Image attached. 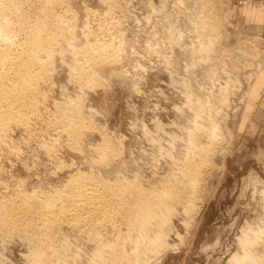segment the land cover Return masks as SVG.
Segmentation results:
<instances>
[{"label":"rangeland","instance_id":"obj_1","mask_svg":"<svg viewBox=\"0 0 264 264\" xmlns=\"http://www.w3.org/2000/svg\"><path fill=\"white\" fill-rule=\"evenodd\" d=\"M0 5L15 43L0 59L36 29L59 36L35 51L33 120L0 131V264H112L138 233L118 201L134 190L169 202L153 219L161 251L137 264H264V0ZM88 178L111 192L97 224L6 221L24 195L56 210Z\"/></svg>","mask_w":264,"mask_h":264},{"label":"bare ground","instance_id":"obj_2","mask_svg":"<svg viewBox=\"0 0 264 264\" xmlns=\"http://www.w3.org/2000/svg\"><path fill=\"white\" fill-rule=\"evenodd\" d=\"M45 24H43V25H45ZM40 27H42V26H40ZM46 27L42 28V30L40 28L36 29V31H37L36 34L33 33L34 36L30 35V37L32 36L33 38H32V41L30 40L31 43L28 42L27 46L23 47L20 45L21 46L20 47L19 45H17L18 47L14 48V49L19 51V54H17V55H20V57L16 55L18 57L17 59L16 58L11 59L10 57H3L0 59V131L5 130L7 128V125H9L10 123H12L14 121H17V122H20L23 124V123H29L28 122L29 119L33 120V116L29 115V112L31 111V113H32L34 108H36V109L38 108V106L36 105V102H38V100H36V98L40 94L39 89L35 86L36 85L35 82H36L39 74L34 73L35 72L34 68H35L36 63H41L40 61H42V60H40V58L36 54V52L47 53L48 51H50L49 46L54 43L52 41L57 40L59 37L57 33H54V31L53 32L51 31V29H53L54 27L51 28L50 30L46 29ZM10 37L11 36H8V34H7V28L5 29V27L0 23V40H3L5 42H11L10 44L15 45V43H13V39H11ZM94 45H95V43H94ZM97 47L98 46L96 45V48ZM50 48H51V46H50ZM24 53H26L25 56L23 55ZM50 54H51V52H50ZM42 63L39 64L40 67H41ZM7 64L8 65L11 64V65H9L11 67L9 68V66H8V68H7L6 67ZM42 67H43V65H42ZM36 111H35V113H36ZM75 134H76V132H75ZM199 173L200 172H198V174ZM81 176H79V177H81ZM198 179H200V178H198ZM198 181H200V180H197V182H195V183L199 184ZM103 182H105V181H103ZM103 182L97 181L94 178H88L85 181L84 180L80 181V183L81 184L83 183V185L77 186V188L74 191H72L71 193L68 192L69 194H66L67 196L64 199L65 202H63L65 204H62L56 210H54L55 207L53 209V204H52V202H54V200H55V199H53V198H55L54 196H52L53 197L52 198L48 195H45V193L44 194H39V193L35 194L34 193V195L32 193V195H29V196L24 195L21 198V203L19 202V205L17 204L18 207L16 206L17 208L12 213H9V214L6 213L7 214L6 215L7 216L6 221L8 222V224H12V223L17 224L16 221L18 222L19 220L37 219V222H38V220H41L40 224L41 223L44 224L42 226H50V225L56 226V224H60V222L62 223V221L65 222L68 220H69L68 222L69 223L71 222V224L74 221L77 222V223H74L76 226H78L77 224H80V223L83 224L82 221H88V222H90L89 224H91V225L97 224L99 222V220L101 219V217H103L106 214V212L108 211V209L106 208V205H107V207L109 205V201H108V192H109L108 188L109 187L107 186L108 184L106 182L105 183H103ZM193 185H196V184H193ZM128 191H127V193H128ZM109 193H111V192H109ZM113 193H115V192H113ZM111 195L114 196V194H111ZM123 195H124V193H123ZM123 195H122V197H120V195H119V197H118L119 200L117 199L119 201V203L121 204V206H123L122 207L123 210H121L122 211L121 212L122 222L124 219V223L126 222V224L128 226L129 225L131 226L132 229L129 226L130 230L134 231V229H135L138 231V233H137L136 238L134 239L133 247L129 248L127 251L124 250L122 252H118L117 255H116V252L113 251V252H115L114 256H116V257H114V256L111 257L110 261L112 264H137V262L140 263L142 261V259H146V257L149 256L150 253L161 251L164 238H163L162 231L158 232L156 230V228L154 229L155 225H154L153 219L155 218L154 217L155 214L156 213L158 214V212H156L157 208L158 209L160 208V210H161V208H162L161 206L163 204H166L164 202H168V201H164L165 199L163 200L164 197L162 195H160L162 197V199L160 197L156 198V200H158L156 202L155 199L152 197L154 199V201H152L153 199L152 198H151L152 200L149 199L148 194H146V193L144 194L143 192L137 193L135 190L130 191L126 195L127 197H125V196L123 197ZM18 196H20V195H18ZM56 198H58V197H56ZM193 198H196V197H193ZM168 204H169V202H168ZM191 204H193V203H191ZM10 210H12V209H10ZM70 219H72V220H70ZM7 222H4V223L7 224ZM23 222H26V221H23ZM29 223H31V222H29ZM27 224H28V222H27ZM28 225H30V224H28ZM33 225H35V224H33ZM10 226L13 227V225H10ZM24 226H27V225H24ZM18 227H20V226H18ZM129 235H130V233H129ZM101 237H102V235H101ZM101 237H100V239H101ZM129 239H131V238H129ZM111 243H113V242H111ZM102 250L103 249H101L99 252H103ZM113 252H112V254H114ZM107 253L110 254L109 252H107ZM249 254H251V253H249ZM103 255L104 254L102 253L101 257H104L102 259H105L108 256L107 255L105 257ZM253 255L254 254H252V256ZM42 259H43V256H42ZM250 259H251V257H250ZM107 261H108V259H107ZM239 263H240V261H239ZM242 263H243V261H242Z\"/></svg>","mask_w":264,"mask_h":264}]
</instances>
